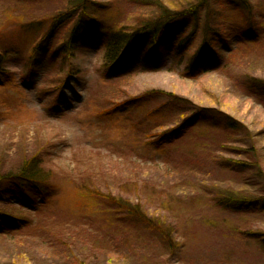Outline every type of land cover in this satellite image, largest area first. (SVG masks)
<instances>
[{
	"label": "rangeland",
	"instance_id": "obj_1",
	"mask_svg": "<svg viewBox=\"0 0 264 264\" xmlns=\"http://www.w3.org/2000/svg\"><path fill=\"white\" fill-rule=\"evenodd\" d=\"M144 1L153 4L124 7L127 26L157 14L156 3L186 2ZM250 1L262 28L264 0ZM68 4L0 0V44L12 51L11 75L0 82V176L35 157L50 172L53 196L39 212L25 211V228L0 234V264H264V210L230 209L223 200L231 192L264 197V41L236 49L238 36L228 23L222 64L208 72L202 66L211 61L190 71L170 52L163 67L145 70L144 49L136 46L122 63L131 72L116 76L103 65L99 31L86 35L68 59L72 76L60 88L65 74L49 68L47 54L23 67L32 36L18 31L17 22L42 20ZM191 108L218 109L244 129L227 139L200 118L183 140L151 143L162 135L157 127L163 129L154 121L182 120L188 112L179 109ZM97 192L140 205L172 230L171 246ZM34 194L4 181L0 208L20 214Z\"/></svg>",
	"mask_w": 264,
	"mask_h": 264
},
{
	"label": "trees",
	"instance_id": "obj_2",
	"mask_svg": "<svg viewBox=\"0 0 264 264\" xmlns=\"http://www.w3.org/2000/svg\"><path fill=\"white\" fill-rule=\"evenodd\" d=\"M68 3L64 10L42 20L17 22L18 31L22 30L32 36L30 50L25 48L26 58L25 61L23 60V67L33 65V62L28 63V61L30 58L33 60L37 54H47L49 68L54 70L57 67L65 74L60 88L68 84L72 76V69L67 65L68 59L74 57L86 35L99 31L103 32L99 42L104 54L103 65L107 71H114L116 76L131 72L133 68L125 69L122 63L128 51L136 46L144 49V62L141 67L145 70L163 67L166 63L164 53L170 52L177 58V64H186L190 71L196 70L202 61H211L202 66L203 70L208 72L222 64V53L219 49L229 41L227 32L223 31V26L228 23L234 25L232 37L238 36L236 49L240 46L244 50L253 49L260 47L261 42L264 41V24L262 28L259 27L258 24L261 23H258V16L250 0H186L178 6L175 1H170L171 8L156 3L157 14H149L138 20L135 26H127L123 22L128 9L124 7L130 4H153L152 1L68 0ZM2 34L0 32V35ZM11 53V50L0 44V80L11 75V68L6 64ZM25 78L26 73H23L22 79L26 80ZM0 82L5 83V79ZM61 97H65L64 91L61 92ZM174 100L178 105L186 106L185 99L174 97ZM179 110H182L179 111L180 115L188 112L182 120L169 119L165 122L166 118H161L153 122L154 126L162 125L163 129L157 127L162 135L155 142L151 141L152 144H170L173 141L183 140L200 118L209 119L221 131L217 133V136L221 133L226 134L227 139H232L236 133L244 129L242 122L218 109ZM167 124L172 126L165 129ZM215 135H213L214 138H216ZM221 145L224 146L225 143ZM23 160L19 172L13 171L8 175L0 176V183L13 181L22 190L29 186L35 190V194L33 198L23 200L25 210L20 214L0 208V234L6 230L25 228L30 221L27 215L37 213L41 206L47 207L53 202L49 188L50 172L35 157ZM234 194L237 193L231 192L223 199L230 209L264 210V197L253 198ZM98 197L106 198L108 202L116 205L115 208L111 207L114 210L126 211V215L136 223L152 227L159 239L171 246L172 230L155 219H150L140 205L133 206L120 198L116 199L101 193H98ZM25 211L29 214L26 215ZM262 247L264 248V241Z\"/></svg>",
	"mask_w": 264,
	"mask_h": 264
}]
</instances>
